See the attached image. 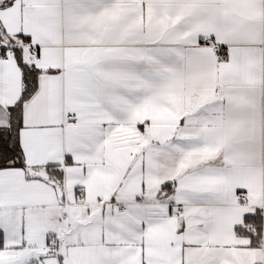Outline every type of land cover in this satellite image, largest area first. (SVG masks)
I'll use <instances>...</instances> for the list:
<instances>
[{"label": "snow or ice", "instance_id": "1", "mask_svg": "<svg viewBox=\"0 0 264 264\" xmlns=\"http://www.w3.org/2000/svg\"><path fill=\"white\" fill-rule=\"evenodd\" d=\"M0 264H264V0H0Z\"/></svg>", "mask_w": 264, "mask_h": 264}]
</instances>
